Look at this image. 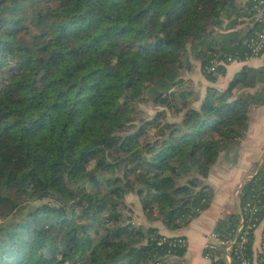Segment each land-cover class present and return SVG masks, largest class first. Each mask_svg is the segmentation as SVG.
<instances>
[{"label":"trees","instance_id":"obj_1","mask_svg":"<svg viewBox=\"0 0 264 264\" xmlns=\"http://www.w3.org/2000/svg\"><path fill=\"white\" fill-rule=\"evenodd\" d=\"M255 6L0 0V264L184 258L175 238L159 245L164 236L157 229L135 224L126 197L137 196L147 221L169 231L209 209L213 196L204 180L247 128L250 109L264 106V66L244 67L225 89L208 87L204 96L182 89L184 73L194 60L217 84L228 65L250 60L245 42L263 30ZM146 100L181 120L129 131L136 103ZM150 125L156 130L149 139ZM238 198L239 213L214 229L220 242L235 243L231 261L218 247L212 264L254 263L256 229L248 227L264 222V164ZM242 221L244 244L237 233Z\"/></svg>","mask_w":264,"mask_h":264},{"label":"crops","instance_id":"obj_2","mask_svg":"<svg viewBox=\"0 0 264 264\" xmlns=\"http://www.w3.org/2000/svg\"><path fill=\"white\" fill-rule=\"evenodd\" d=\"M246 0H241L245 2ZM197 63V62H196ZM236 63V62H234ZM230 64L226 73L220 77L217 84L208 82L201 76L202 83L208 87L225 89L234 76L244 67L260 69L264 66V56L252 58L246 63ZM197 65V64H196ZM202 75V74H201ZM257 89L251 91L256 92ZM264 164V106L252 107L249 112L247 128L240 130V138L233 147L223 151L216 163L212 166L204 185L213 196L208 210L193 220L187 227L178 231L167 230L161 222L150 223L144 216L140 202L135 216L143 219L137 226L149 229L155 228L167 238L182 237L187 241L186 254L182 259H171L168 264H211L205 257V248L208 243L220 244L212 237L216 224L232 214L239 213V194L245 182L257 175ZM137 222V223H136ZM264 222L255 231L253 252L255 264L264 254Z\"/></svg>","mask_w":264,"mask_h":264},{"label":"rangeland","instance_id":"obj_3","mask_svg":"<svg viewBox=\"0 0 264 264\" xmlns=\"http://www.w3.org/2000/svg\"><path fill=\"white\" fill-rule=\"evenodd\" d=\"M20 40L23 43L28 44L29 38L26 34H21ZM194 65V69L192 71H188L184 73V82L185 85L182 88L183 90L185 89H190V90H195L199 91V94L201 96L205 94L206 91V85L202 83V78H201V71L199 69L198 63H196L194 60H191ZM197 64V65H196ZM237 64V63H234ZM186 84L187 87L186 88ZM135 108H137L138 113L131 115V122H132V127L130 128L129 131H133V127L135 126H142L144 123L147 122H152V123H157L155 122L156 120L159 121L160 123H166V122H179L181 120V115H177L176 112L173 109H163L160 108L156 105H154L151 101L146 100L145 102H140L136 103ZM164 112L165 117L161 118L162 116H159L160 113ZM155 125H150L147 128L146 135L150 136L149 139L152 137V135L155 133ZM142 141H145V137L142 138ZM126 204L128 207L133 209V214L134 218L137 222L142 223L143 219H141L139 216H135L136 213H138L139 210V199L135 195H128L126 197ZM136 222V223H137Z\"/></svg>","mask_w":264,"mask_h":264},{"label":"built area","instance_id":"obj_4","mask_svg":"<svg viewBox=\"0 0 264 264\" xmlns=\"http://www.w3.org/2000/svg\"><path fill=\"white\" fill-rule=\"evenodd\" d=\"M254 3L256 4L255 6V10L257 12L256 16H257V20L259 23H262L263 24V30L257 34V37L255 38H252L250 39L249 41L245 42V45L246 47L251 50V54H252V58H260L264 55V17H263V14H264V0H253ZM251 58V59H252ZM228 63H231L232 62V59H228L227 60ZM222 62H217L215 64H213L211 66V68L209 69V72H212V73H215L216 72V68L218 66H220ZM257 210L256 209H253V210H250V213L251 214H254ZM244 222L242 221V224L241 226L239 227L238 229V236H240V239H241V243L244 244L248 241V233L247 232H244ZM259 226H256V224L248 227V230H254V229H258ZM213 238L217 239V236L215 234L212 235ZM219 241V240H218ZM165 242H167V237L164 236V238L161 240V242L159 243V245H163ZM173 246L176 248H187V241L182 238V237H179V238H175V241L173 242ZM219 245L218 244H213V243H208L206 245V248H205V257L210 260L211 264L213 263L212 260H215V252L219 249L218 247H224L225 248V253L227 255V258H228V261L230 262L231 261V252L233 251V247L235 245V243H232V244H229L226 246V243L225 242H220L219 241ZM262 249L264 250V243L262 244ZM242 264H252L250 263L248 260H243L242 261ZM255 264V260H254V263Z\"/></svg>","mask_w":264,"mask_h":264}]
</instances>
